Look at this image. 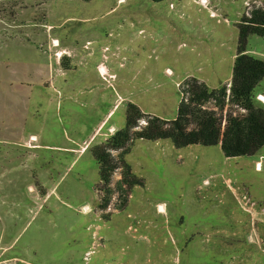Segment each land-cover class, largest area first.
I'll return each mask as SVG.
<instances>
[{"label":"rangeland","instance_id":"374dc122","mask_svg":"<svg viewBox=\"0 0 264 264\" xmlns=\"http://www.w3.org/2000/svg\"><path fill=\"white\" fill-rule=\"evenodd\" d=\"M263 1L0 0V264H264V146L134 139L124 159L142 184L117 188L116 168L105 208L91 152L129 102L140 129L173 119L192 77L228 87L237 23ZM247 52L264 60V37ZM259 92L264 77V108ZM204 107L222 127L245 113Z\"/></svg>","mask_w":264,"mask_h":264},{"label":"trees","instance_id":"16d2710c","mask_svg":"<svg viewBox=\"0 0 264 264\" xmlns=\"http://www.w3.org/2000/svg\"><path fill=\"white\" fill-rule=\"evenodd\" d=\"M251 35L264 37V1L242 14L237 23V47L228 87L209 88L203 81L192 77L181 90L187 98L179 102L176 116L167 120L148 115L146 124L140 129L133 128L146 114L132 102L126 105L124 125L103 143L91 148L99 167L98 189L108 195L100 203L102 208L109 203L111 176L116 168L122 169L117 188L125 185L131 190L133 185L142 184L124 159L134 139H169L177 148L192 144L219 145L226 157L251 156L264 146V108L256 106L253 101V90L264 77V60L247 52ZM209 101H213L218 110L222 111L230 104L242 108L245 113L235 114L228 110L222 127L223 118L217 111L204 107ZM111 150H119L118 156L115 157Z\"/></svg>","mask_w":264,"mask_h":264},{"label":"crops","instance_id":"0c3cea01","mask_svg":"<svg viewBox=\"0 0 264 264\" xmlns=\"http://www.w3.org/2000/svg\"><path fill=\"white\" fill-rule=\"evenodd\" d=\"M118 2H121V1H118ZM99 66H102V65H99ZM98 68H99V67H98ZM102 68H103V66H102ZM262 79H263V78H262ZM262 79H261V80H262ZM261 80H260V81H261ZM257 85H258V84H257ZM257 85H256V86H257ZM257 95L259 96V97H257V102H260V101L262 100L261 98H263L264 95H263L261 92H259ZM259 99H261V100H259ZM258 104H259V103H258ZM107 115H108V114H107ZM103 121H104V120H102V122L99 124V127H100V125L103 123ZM261 148H262V147H261ZM261 148H260V149H261ZM260 149H259V150H260ZM259 150H258V151H259ZM258 151H257L256 153H258ZM256 153H255V154H256ZM257 162H260V161H256V160L254 161V163H257ZM260 163H261V162H260ZM260 168H262L261 165H260ZM255 170H256V171H262V169H255Z\"/></svg>","mask_w":264,"mask_h":264},{"label":"bare ground","instance_id":"6f19581e","mask_svg":"<svg viewBox=\"0 0 264 264\" xmlns=\"http://www.w3.org/2000/svg\"><path fill=\"white\" fill-rule=\"evenodd\" d=\"M53 45H58V42L56 40H54V44ZM166 70L170 72V69H166ZM257 169H260V168H257ZM161 204L158 205V211L163 212L164 211V206L161 205Z\"/></svg>","mask_w":264,"mask_h":264},{"label":"built area","instance_id":"2783aa9c","mask_svg":"<svg viewBox=\"0 0 264 264\" xmlns=\"http://www.w3.org/2000/svg\"><path fill=\"white\" fill-rule=\"evenodd\" d=\"M259 100H261V99H259ZM256 168H260V162L256 163Z\"/></svg>","mask_w":264,"mask_h":264}]
</instances>
